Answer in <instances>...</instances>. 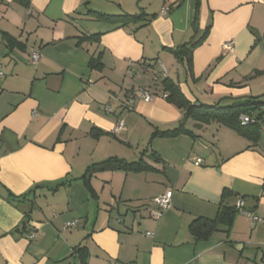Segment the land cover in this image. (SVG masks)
<instances>
[{"label":"crops","instance_id":"crops-1","mask_svg":"<svg viewBox=\"0 0 264 264\" xmlns=\"http://www.w3.org/2000/svg\"><path fill=\"white\" fill-rule=\"evenodd\" d=\"M123 14L141 17H99ZM206 31L188 72L173 52ZM0 72V264H264V127L254 147L191 120L193 137L151 138L182 117L166 77L197 105L264 102V0H0ZM141 89L153 100L125 110ZM109 158L152 169L96 173L88 190L85 170ZM224 190L243 213L195 241Z\"/></svg>","mask_w":264,"mask_h":264},{"label":"trees","instance_id":"trees-1","mask_svg":"<svg viewBox=\"0 0 264 264\" xmlns=\"http://www.w3.org/2000/svg\"><path fill=\"white\" fill-rule=\"evenodd\" d=\"M102 19L111 22H117L124 26L128 23L138 21L140 15L123 14L121 16H104L100 15ZM207 31L198 39L189 44L183 45L175 50L174 56L186 66L188 72L191 70V61L193 51L201 46L206 40ZM96 61H92L91 65L97 66ZM264 74V72H262ZM163 93L162 98L176 109L182 112L181 120L178 125L171 130L159 131L154 130L151 138H175L179 135H188L193 137L192 133L185 128L187 121L191 120L200 125L217 124L219 126L228 128L235 132L238 136L246 139L254 147L260 140V131L264 127V102L260 97L245 98L233 103L230 106L205 105L191 103L181 92L178 85L167 77L163 79L162 83ZM152 95V94H151ZM153 96V95H152ZM125 105V104H124ZM132 108V106H131ZM125 110H129L124 107ZM245 116L249 119L247 124H242L240 117ZM152 169L142 159L134 162H126L118 158H109L98 164L88 167L83 176L82 181L86 188L90 190V179L96 173L101 172H123V173H141ZM233 192L224 190L221 196V201L218 206V211L214 219H195L189 226V232L195 241L207 240L213 233L222 229L228 233L232 228L235 218L241 213L236 205H230L226 202L232 196ZM28 214H25L21 224L24 226L28 221ZM82 252L83 250H79Z\"/></svg>","mask_w":264,"mask_h":264},{"label":"built area","instance_id":"built-area-1","mask_svg":"<svg viewBox=\"0 0 264 264\" xmlns=\"http://www.w3.org/2000/svg\"><path fill=\"white\" fill-rule=\"evenodd\" d=\"M166 11H167V8L164 9L162 11V13H165ZM223 49L225 51H231L232 50V46H231V44H225L223 46ZM38 59H39L38 53H34V54L31 55L30 61H31L32 64H36ZM3 75L4 74L0 72V77H2ZM165 97H166V95L163 96V98H165ZM137 99L148 103V102H151L153 100V96L151 94H149L146 90H142V89L134 91V92H131L128 95L126 101H125L124 107L127 108V109H130L131 106L133 105V103L135 102V100H137ZM108 110L110 111V109H108ZM240 120H241L242 124H247L249 122V119L247 117H245V116H241ZM122 129H123V122L119 121L117 123V126L115 127V132H118V131H120ZM200 163H201V161L197 160L195 162V165H199ZM172 195H173L172 191H167L165 194L154 198L153 204L157 207V211L152 213L153 218L158 219L163 212L167 211L171 207ZM236 206H237V208L239 210H241L242 206H243L242 202H239ZM241 213H243V211H241ZM248 216L253 221H259V219L256 216L252 215V214H248ZM75 224H76V221L69 222V223H67L65 225V228H71ZM147 235H150V234H147ZM36 237H37L36 232H33V233L28 235V239L29 240H33Z\"/></svg>","mask_w":264,"mask_h":264}]
</instances>
